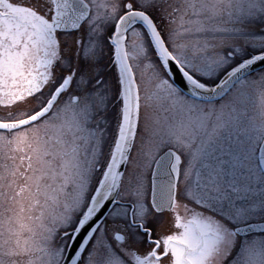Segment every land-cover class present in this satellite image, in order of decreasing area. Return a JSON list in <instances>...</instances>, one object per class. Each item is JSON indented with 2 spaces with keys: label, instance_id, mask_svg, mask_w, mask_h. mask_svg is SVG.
<instances>
[{
  "label": "snow or ice",
  "instance_id": "1",
  "mask_svg": "<svg viewBox=\"0 0 264 264\" xmlns=\"http://www.w3.org/2000/svg\"><path fill=\"white\" fill-rule=\"evenodd\" d=\"M0 264H264V0H0Z\"/></svg>",
  "mask_w": 264,
  "mask_h": 264
},
{
  "label": "rangeland",
  "instance_id": "2",
  "mask_svg": "<svg viewBox=\"0 0 264 264\" xmlns=\"http://www.w3.org/2000/svg\"><path fill=\"white\" fill-rule=\"evenodd\" d=\"M172 230L175 231V230H177V229H175V228L173 227Z\"/></svg>",
  "mask_w": 264,
  "mask_h": 264
}]
</instances>
